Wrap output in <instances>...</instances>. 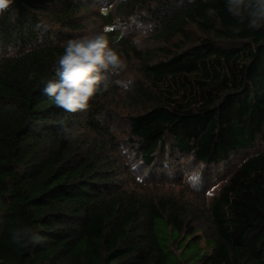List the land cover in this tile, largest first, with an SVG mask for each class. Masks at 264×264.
Segmentation results:
<instances>
[{
	"label": "trees",
	"instance_id": "16d2710c",
	"mask_svg": "<svg viewBox=\"0 0 264 264\" xmlns=\"http://www.w3.org/2000/svg\"><path fill=\"white\" fill-rule=\"evenodd\" d=\"M226 2L13 0L0 14V264H264V28L240 24ZM109 3L104 29L145 12L164 27L159 40L182 36L153 51L106 33L139 62L124 98L129 145L144 163L178 153L224 165L204 207L121 181L98 119L121 96L111 83L120 77L86 111L43 94L66 42L86 37L85 12ZM190 24L202 35L191 37ZM24 228L43 242L15 243Z\"/></svg>",
	"mask_w": 264,
	"mask_h": 264
},
{
	"label": "rangeland",
	"instance_id": "374dc122",
	"mask_svg": "<svg viewBox=\"0 0 264 264\" xmlns=\"http://www.w3.org/2000/svg\"><path fill=\"white\" fill-rule=\"evenodd\" d=\"M96 6L97 5H94L90 12H85L84 14L89 23V28L86 31V37L88 38L104 32V27L102 26L103 22L98 19L100 10L102 13H106L115 7V5H111V3ZM129 17V15L120 16L116 17V19L120 18L121 21L126 22ZM138 17L145 23H154L148 15ZM163 28L164 27H160L157 30L154 29V31L150 32L147 36L140 34L135 29H129L124 36L127 41L130 42L129 45L132 43L140 50L153 51L157 50L160 46H173L174 42L182 40V36L180 35L172 37L166 36V38L159 40L156 33H164ZM187 29L191 37L202 35L201 31L192 24L187 25ZM119 55L127 64V68L125 71L121 72L119 76L113 77H120V80L130 79L134 82L138 78V59H135L133 56H128L127 54ZM102 74L108 75V78L112 76L110 71L102 70ZM125 93L126 90L121 87V96L115 97L113 102L110 101L105 106V112L103 114L104 119L102 122V118H100L101 125L105 128L108 127V131H104L106 134L105 138L111 139V137H113V139H111L112 144L106 155L111 157L112 162L115 163L121 181L127 185L137 187L140 191L146 192L145 190H147L152 195H174L179 197L183 202L190 201L199 207H204L205 203H209L212 197L219 192L223 184L225 174L224 165L206 167L205 165L198 164L192 158L182 157L177 153L176 156L173 157L174 159H172V155L163 156L164 161H161V163H164L162 164L163 166L158 164L155 167H148L144 163V160H142L140 152L129 145L130 134L127 126V118L128 114L132 113L133 107H130L125 102ZM121 145L128 149L127 153H121ZM193 173L199 174V178L195 183H192L188 179V176ZM142 187H144L145 190H143Z\"/></svg>",
	"mask_w": 264,
	"mask_h": 264
},
{
	"label": "clouds",
	"instance_id": "9594fccd",
	"mask_svg": "<svg viewBox=\"0 0 264 264\" xmlns=\"http://www.w3.org/2000/svg\"><path fill=\"white\" fill-rule=\"evenodd\" d=\"M12 2L13 0H0V14L6 11ZM226 7L234 17L238 18L240 24L246 23L247 27L253 30L264 28V0H227ZM213 13V9L208 10L209 15ZM141 15L146 16L147 13H141ZM129 29H135L140 34L147 36L154 31L155 24L153 22L145 23L138 16L133 15L126 22L117 18L112 25L105 27L104 32L91 38L68 40L55 68L57 79L49 80L45 84L43 94L66 112L86 111L89 101L98 92L108 91V75H103L102 70L110 71L112 76H119L127 68V64L121 59V56L109 46L106 33L120 30L121 35L115 38L118 43ZM29 78L31 79L32 76ZM111 83H115L127 91L131 89L134 82L130 79H116ZM65 133L66 138L71 139H75L78 135L73 129H65ZM120 151L127 153L128 149L121 145ZM198 178V173L188 176L192 183H195ZM12 238L17 244L27 245L43 242V238L34 234L30 228L15 230Z\"/></svg>",
	"mask_w": 264,
	"mask_h": 264
}]
</instances>
